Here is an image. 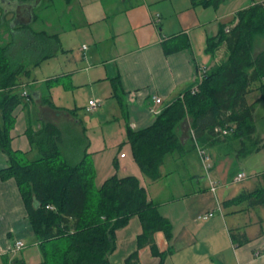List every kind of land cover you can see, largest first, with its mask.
Here are the masks:
<instances>
[{
  "label": "crops",
  "instance_id": "1",
  "mask_svg": "<svg viewBox=\"0 0 264 264\" xmlns=\"http://www.w3.org/2000/svg\"><path fill=\"white\" fill-rule=\"evenodd\" d=\"M48 1L49 6L61 5L56 11L60 15L54 20L44 18V26H39L40 18L34 15L36 7L31 12V23H15L17 9L35 2L0 0L1 44H10V52L16 53L15 42L23 33L14 28L33 23V44L28 50L23 46L29 55L15 60L14 54L12 61V67L30 58L33 62L26 67L30 76L21 75V85L15 88L20 94L23 88L33 85V99L26 100L14 112L13 150L34 157L37 152L31 145L28 128L38 131L44 123H52L62 132L63 157L68 154L77 158L73 162L77 165L90 156L97 188L114 175L138 178L149 200L170 222L173 238L168 241L163 232H157L155 251L149 245L138 250L143 228L139 217H132L116 233L117 249L109 257L111 264H126L137 250L140 264H161L162 258L163 264H264V206L249 201L224 205L264 185L262 83L253 84L246 95L247 104L254 107L253 133L233 132L198 140L211 160L209 172L199 159L190 117L176 130L181 148L166 158L156 180L145 176L135 162L121 124L116 125L117 131L112 128L113 132L106 136L96 134L91 140L87 134L92 128L104 130L101 114L94 122L78 118L82 112H99L109 102L111 118L125 119L134 131L150 127L159 116L152 110L162 112L168 108L197 84L202 66L210 69L225 58L226 46L211 55L207 52L208 40L217 36L223 24H230L238 12L264 0H221L218 8L194 5L191 0ZM6 26L8 30L2 31ZM262 50L264 38L258 41L255 54ZM43 63L52 70L41 81L34 71ZM31 67H36L33 72ZM118 81L119 92L115 90ZM75 89H80L83 102L88 100L83 105L78 104ZM155 98H161L162 103L156 105ZM90 100H99V106L90 110ZM65 137L72 139L73 149L64 150ZM107 140L115 150L109 156L104 155ZM121 154L126 155L121 158ZM7 167L8 157L0 151V171ZM240 173H245L246 179L234 182ZM15 181L0 178V264H41V250ZM211 181L217 183L215 191ZM237 232L248 242L238 246L233 240ZM17 241L24 242L22 250H16ZM30 245L38 248L33 257L24 254Z\"/></svg>",
  "mask_w": 264,
  "mask_h": 264
},
{
  "label": "trees",
  "instance_id": "2",
  "mask_svg": "<svg viewBox=\"0 0 264 264\" xmlns=\"http://www.w3.org/2000/svg\"><path fill=\"white\" fill-rule=\"evenodd\" d=\"M20 1L30 4L36 0ZM191 1L215 8L221 3ZM263 38L264 2L238 12L230 24H223L217 36L208 40V53L214 55L226 46L227 54L209 69L199 92L192 94L188 90L184 96H178L148 128L134 131L127 127V142L145 176L158 179L166 158L181 148L176 130L187 117L191 118L193 132L200 142L219 138L218 128L235 127L237 135L253 133L254 107L247 104L246 95L255 83H262L264 89V50L255 54L257 43ZM9 46H3L0 38V151L9 161V167L0 171V178L15 179L18 184L41 250V264H111L109 257L117 249L116 233L132 217H139L143 228L138 250L149 245L155 251L157 232H163L171 241L170 222L149 200L138 178L114 175L97 188L94 170L86 158L77 165L63 158L62 132L56 125L44 123L38 131L28 128V137L37 152L34 157L13 150L14 112L23 103V96L15 88L21 85L19 77L30 76L31 71L21 62L12 67ZM115 90L119 92V81ZM119 100L122 105V97ZM242 201L264 206V185L224 205ZM233 240L238 246L248 242L239 232L233 234ZM138 250L126 264H140Z\"/></svg>",
  "mask_w": 264,
  "mask_h": 264
},
{
  "label": "rangeland",
  "instance_id": "3",
  "mask_svg": "<svg viewBox=\"0 0 264 264\" xmlns=\"http://www.w3.org/2000/svg\"><path fill=\"white\" fill-rule=\"evenodd\" d=\"M49 1L48 0H43V2L41 3V4H39L35 9H34V15L36 16V17H39L40 18V22H38L37 24H39V26H44L43 24V20H44V18H51L52 20H54V19H56L57 18V16L58 15H60V14H56V11H60V8H61V5L60 4H58V5H55L54 7L53 6H49V3H48ZM59 17V16H58ZM5 28V29H4ZM34 28H35V26H34ZM8 30V27L6 26V27H3V29H2V31H7ZM31 30H33V23L32 24H30V26L28 25V26H26V28H24L23 30H21L20 32H23L22 33V37L20 38V40H17L16 42H15V40L13 41V42H11V43H17V50H15V52L16 53H14L15 55H16V57H14V59L16 60V59H20V60H22V58L25 56H27V55H29L28 53H27V51L25 52L24 51V47H26L27 48V50H28V47H29V45H31L30 43H32L33 44V42H32V39L33 38H31ZM22 46V47H21ZM24 46V47H23ZM13 53H12V55H14ZM31 63H33L32 62V60H31V58H30V60H28V59H26L25 60V63H24V65L26 66V67H30V64ZM32 68V67H31ZM36 68V67H35ZM35 68H32V72H33V70L35 69ZM52 70V68H51V66L50 65H48L47 63H43L42 65H40V66H37V68L35 69V71H34V75H35V77H37V79H39V80H41L42 81V79H44L45 78V75H46V73H47V71H51ZM32 80H33V78H32ZM80 89H75L73 92H75V93H78L77 95H78V98H79V100H78V104L80 105H83L85 102H87L88 100H86V101H82V99H83V95L81 94V91H79ZM25 91V92H27L28 93V97H26V99H23V103L21 104V105H23L24 103H26V100L28 101H30L31 99H33V85H31V86H28V88H23V90H21V96H22V93ZM79 91V92H78ZM32 103V102H31ZM30 104V103H29ZM109 104V102H105V104H104V107H103V105H102V107L99 109L100 111L99 112H93L92 114H90V113H80L79 114V116H78V118L79 119H82V120H84V121H95V118H97V116L98 115H100L101 114V117H102V122H104V124H103V131H102V129L100 130V129H98V128H95V129H91L89 132H88V134L87 135H89V138L92 140V138L91 137H94L96 134H100V135H107L109 132H113L114 131V129L117 131V126H119V124H121V126L123 127V130H124V133H125V135L127 136V132H125L126 130H127V127H128V122H126V120L125 119H122V118H111V116H113V111H112V109L110 108V105H108ZM73 109H75V107L73 106ZM79 110H81V109H79ZM79 112H81V111H79ZM109 120H108V119ZM112 119H116V122H114L115 120H112ZM108 120V121H107ZM31 124H32V126H33V117H32V122H31ZM95 125V124H94ZM117 125V126H116ZM112 128H114V129H112ZM67 133L68 132H65V135H67ZM101 136V137H102ZM126 136H125V138H126ZM66 138H68V137H65L64 138V142H65V146H64V150H67L68 148L71 150V149H73V147L71 146V144L73 143L72 142V139H71V141H70V139L68 140V139H66ZM110 144H112L111 142H109V140H107V147H108V150H105V153H104V155L105 154H107L108 156L109 155H111V154H113L114 153V148H113V146L114 145H110ZM125 144L123 143V145L122 146H124ZM80 147V146H79ZM105 147V146H104ZM106 147V148H107ZM78 150V149H77ZM123 151H125L126 152V149H124ZM67 153V152H66ZM126 155V154H125ZM63 158H66L68 161H70V162H74V161H77V158H74V157H72V156H68V154H67V156H65V154H64V157ZM86 161H87V163L89 164V165H91L92 164V161H91V159H90V156H87V158H86ZM116 169V168H115ZM37 247H34L33 245H30V246H28L26 249H25V252H24V254H26L27 256H30V257H33V253L34 252H37Z\"/></svg>",
  "mask_w": 264,
  "mask_h": 264
},
{
  "label": "built area",
  "instance_id": "4",
  "mask_svg": "<svg viewBox=\"0 0 264 264\" xmlns=\"http://www.w3.org/2000/svg\"><path fill=\"white\" fill-rule=\"evenodd\" d=\"M209 71V68L206 67V66H202L200 68V72H199V75H198V82L197 84L191 89V92L192 94H196L197 92H199V87L200 85L203 83V80L205 79L204 76L207 74V72ZM24 98L28 97V93L27 92H24L23 95H22ZM184 96V94H183ZM182 96V98H183ZM155 102H156V105L157 104H161L162 103V100L161 98H155ZM99 106V100H90L89 102V109L90 110H94L96 109L97 107ZM153 113H156L158 115H160L162 112H159V111H156V110H152ZM192 133V138H193V141H194V144H195V147L196 150H197V153L199 155V159L201 161V164H202V167L204 170H206L207 172H209V170L211 169V164H210V158L207 154V151L205 149L204 146H202L199 141L197 140L195 134L193 131H191ZM217 132L219 133L220 136H228L230 133H233L234 132V128H218L217 129ZM125 157V154H121V158H124ZM246 179V174L245 173H240L238 174V176L235 178L234 182L236 183H242L243 180ZM217 188V183L214 182V181H211V189L213 191H215ZM212 216V215H210ZM204 219H208V217H204ZM25 247V244L24 242L22 241H17L15 243V248L16 250H22L23 248Z\"/></svg>",
  "mask_w": 264,
  "mask_h": 264
},
{
  "label": "water",
  "instance_id": "5",
  "mask_svg": "<svg viewBox=\"0 0 264 264\" xmlns=\"http://www.w3.org/2000/svg\"><path fill=\"white\" fill-rule=\"evenodd\" d=\"M40 3H41V0H36L34 4L23 5V6H21V8H27L30 12H32L33 11V8L34 7H37ZM21 8H19L18 10L20 11ZM31 16H32V14L30 13L29 14V17L27 18V20H25V21H17V20H15V23L20 24V25L29 24L32 21V17Z\"/></svg>",
  "mask_w": 264,
  "mask_h": 264
},
{
  "label": "flooded vegetation",
  "instance_id": "6",
  "mask_svg": "<svg viewBox=\"0 0 264 264\" xmlns=\"http://www.w3.org/2000/svg\"><path fill=\"white\" fill-rule=\"evenodd\" d=\"M30 13L31 12L27 8H23L20 11L17 9V13L15 15V17H16L15 20H17V21H25L29 17Z\"/></svg>",
  "mask_w": 264,
  "mask_h": 264
}]
</instances>
